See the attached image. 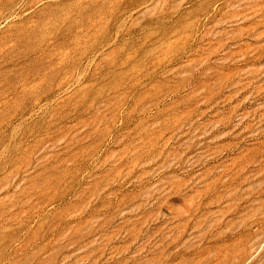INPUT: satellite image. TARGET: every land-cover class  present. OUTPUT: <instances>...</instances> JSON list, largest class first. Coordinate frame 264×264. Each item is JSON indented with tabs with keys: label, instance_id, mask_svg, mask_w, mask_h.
<instances>
[{
	"label": "rangeland",
	"instance_id": "obj_1",
	"mask_svg": "<svg viewBox=\"0 0 264 264\" xmlns=\"http://www.w3.org/2000/svg\"><path fill=\"white\" fill-rule=\"evenodd\" d=\"M0 264H264V0H0Z\"/></svg>",
	"mask_w": 264,
	"mask_h": 264
}]
</instances>
